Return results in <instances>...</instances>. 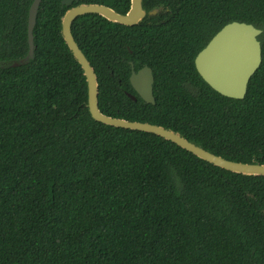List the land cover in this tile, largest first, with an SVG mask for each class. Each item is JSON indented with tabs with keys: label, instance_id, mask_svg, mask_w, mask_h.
<instances>
[{
	"label": "trees",
	"instance_id": "16d2710c",
	"mask_svg": "<svg viewBox=\"0 0 264 264\" xmlns=\"http://www.w3.org/2000/svg\"><path fill=\"white\" fill-rule=\"evenodd\" d=\"M32 1L0 0V264H264V175L94 119L86 76L61 32L70 6L41 0L33 58L8 64L28 53ZM81 2L125 13L131 0ZM143 6L158 12L135 25L97 13L72 23L97 74L102 112L172 128L228 159L264 163V0ZM233 20L262 29V61L243 98L216 91L195 66ZM126 59L152 68L154 103L135 92Z\"/></svg>",
	"mask_w": 264,
	"mask_h": 264
},
{
	"label": "water",
	"instance_id": "95a60500",
	"mask_svg": "<svg viewBox=\"0 0 264 264\" xmlns=\"http://www.w3.org/2000/svg\"><path fill=\"white\" fill-rule=\"evenodd\" d=\"M74 1L62 0V5L70 6ZM41 0H33L28 15V53L9 62L17 66L28 62L34 56V26ZM158 9H146L143 0H131L129 9L119 12L115 8L97 2L78 3L65 11L61 19L62 36L74 58L80 63L87 82V106L91 116L103 123L152 132L171 140L182 148L191 151L198 157L233 172L248 175H264V163L258 161H236L215 154L201 145L187 139L179 131L148 121L129 120L105 114L98 105V78L93 65L76 42L71 26L74 19L85 13H97L106 19L124 25H135L146 15L155 14ZM260 27L246 21L233 20L226 23L217 31L208 43L197 53L195 66L202 78L216 91L232 98H243L246 94L248 82L262 61V48L259 35ZM7 65V63H4ZM130 82L136 93L146 102L154 103L153 94L154 75L152 68L144 65L137 72L132 71ZM127 94L136 99V95Z\"/></svg>",
	"mask_w": 264,
	"mask_h": 264
},
{
	"label": "flooded vegetation",
	"instance_id": "af4514ba",
	"mask_svg": "<svg viewBox=\"0 0 264 264\" xmlns=\"http://www.w3.org/2000/svg\"><path fill=\"white\" fill-rule=\"evenodd\" d=\"M73 3L78 4V3H88V2H81V0H79L78 2L74 1ZM73 3H72V4H73ZM72 4H71V5H72ZM76 4H75V5H76ZM71 5H70V6H71ZM160 7H161V6H160ZM154 8H155V7H154ZM156 8H157V7H156ZM157 9H158V8H157ZM156 13H157V12H156ZM126 60H127L128 62H130L131 67H132V71L134 70V71L137 72V71L141 68V67H140V68H138V69H135V67H134V62H133L134 60H133V59H126ZM136 61H137V60H136ZM143 66H144V65H143ZM143 66H142V67H143ZM132 71H131V73H132ZM135 92H136V91H135Z\"/></svg>",
	"mask_w": 264,
	"mask_h": 264
}]
</instances>
